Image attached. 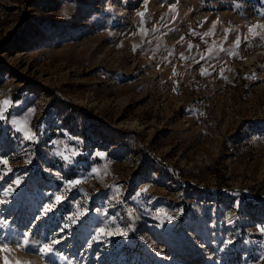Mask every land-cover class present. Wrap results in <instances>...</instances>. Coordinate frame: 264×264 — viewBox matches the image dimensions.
I'll use <instances>...</instances> for the list:
<instances>
[{
    "label": "rangeland",
    "instance_id": "374dc122",
    "mask_svg": "<svg viewBox=\"0 0 264 264\" xmlns=\"http://www.w3.org/2000/svg\"><path fill=\"white\" fill-rule=\"evenodd\" d=\"M254 25L264 0H0V235L29 239L9 242V259L264 264ZM100 227L128 236L97 239ZM53 234L61 243L39 253Z\"/></svg>",
    "mask_w": 264,
    "mask_h": 264
},
{
    "label": "snow or ice",
    "instance_id": "6c2138e0",
    "mask_svg": "<svg viewBox=\"0 0 264 264\" xmlns=\"http://www.w3.org/2000/svg\"><path fill=\"white\" fill-rule=\"evenodd\" d=\"M141 16H143V13H140ZM256 27H264V25H254L251 26L249 28V32H253L254 28ZM211 33H205L204 35H210ZM235 44L237 46H239L240 44V38L237 37ZM191 45H189V48L191 49ZM212 49H209V52H211ZM220 51H224V49H220ZM201 59H204V57L202 56ZM222 75V72H221ZM29 139H32V137H30ZM64 159H68L67 157H65ZM30 162V161H29ZM71 162V161H69ZM0 164L3 165H8V160L0 157ZM82 183V180L79 178H74L72 180L69 181H64L61 184V188L58 191H54L51 192L49 195L52 198V203H48L47 205H45L43 207V214L47 215V213L51 212L53 209H55L58 205H60L63 201H65L67 199L66 194H64L65 189L67 191H71L73 188H76L78 185H80ZM13 184L15 185H20L21 184V179L20 178H15L14 181L12 183H9L7 188L5 189V193L8 196H11L12 193L15 191ZM78 191H82V189H77ZM238 196V194H236ZM77 205L79 203V197H77V201H76ZM234 207L239 208L240 207V202L239 200H236L234 202ZM92 211H96V212H100V209H92ZM87 212V209H85L84 212H80V213H71V216L69 217L70 219H72V223H75V217L79 216V215H84ZM113 220V222H115V217L111 218ZM169 220L174 219V217H168ZM103 222V220L101 221ZM70 227V225L68 224H64L60 227V229L58 230L59 232H63L66 228ZM260 234L262 236H264V226H260L258 228ZM56 234H53V238H51V241L49 243H44L42 245V247L39 248V253L41 254H45V253H52L53 252V246L56 244L61 243V239H56L55 238ZM101 236L107 237V238H111L113 236H121L126 238L128 236V231H126L124 228H116V230H107L104 227H100L97 231L96 234V238L99 239ZM9 242H15L18 245H20L22 248H27L29 245V239H28V233H24L23 235H20L18 233H16L15 231H11L9 233H5L3 235H0V251H3L6 255L4 257V264H27V262L22 261L20 259H16V260H10L7 253L12 251V249H10L8 247V243ZM228 243H231V241H228ZM258 260H264V254H262L260 257L257 258Z\"/></svg>",
    "mask_w": 264,
    "mask_h": 264
}]
</instances>
